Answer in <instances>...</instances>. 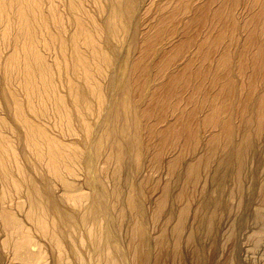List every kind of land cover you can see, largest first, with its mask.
<instances>
[{"label":"rangeland","instance_id":"374dc122","mask_svg":"<svg viewBox=\"0 0 264 264\" xmlns=\"http://www.w3.org/2000/svg\"><path fill=\"white\" fill-rule=\"evenodd\" d=\"M0 264H264V0H0Z\"/></svg>","mask_w":264,"mask_h":264},{"label":"bare ground","instance_id":"6f19581e","mask_svg":"<svg viewBox=\"0 0 264 264\" xmlns=\"http://www.w3.org/2000/svg\"><path fill=\"white\" fill-rule=\"evenodd\" d=\"M227 155H228V153H227ZM241 155V154H240ZM243 156V155H242ZM229 162V161H228ZM229 165V164H228ZM242 165V164H241ZM232 167V166H231ZM218 168V167H217ZM219 169V168H218Z\"/></svg>","mask_w":264,"mask_h":264}]
</instances>
